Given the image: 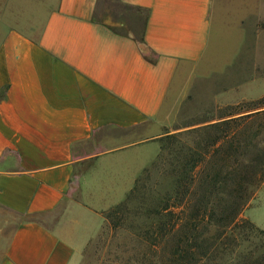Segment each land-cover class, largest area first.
Instances as JSON below:
<instances>
[{
	"label": "crops",
	"instance_id": "crops-1",
	"mask_svg": "<svg viewBox=\"0 0 264 264\" xmlns=\"http://www.w3.org/2000/svg\"><path fill=\"white\" fill-rule=\"evenodd\" d=\"M117 1L145 13L143 42L97 21L101 0H59L39 38L0 40V209L23 219L1 264H80L63 205L133 187L179 70L207 51L213 0Z\"/></svg>",
	"mask_w": 264,
	"mask_h": 264
},
{
	"label": "rangeland",
	"instance_id": "rangeland-1",
	"mask_svg": "<svg viewBox=\"0 0 264 264\" xmlns=\"http://www.w3.org/2000/svg\"><path fill=\"white\" fill-rule=\"evenodd\" d=\"M58 4L59 0H0V40L12 30L39 38L49 13ZM95 18L117 25L125 33L129 25L141 31L145 13L117 0H101ZM210 25L205 55L179 70L159 121L149 127V138L153 139L140 151L143 163L154 159L133 187L126 193L116 186L104 196L101 181L94 187L99 204H84V192L74 188L63 205V223L75 226L83 239L80 264H167L165 256L172 241L170 236L163 239L160 235L159 213L163 198L176 191L179 163L196 149L200 134H191L196 129L237 118L238 124H233L237 138L249 143L254 140L258 149H264V112L257 114L264 108L256 106L264 99V0H213ZM148 56L153 58L150 53ZM248 115L252 118H244ZM234 131L223 140L226 158ZM258 151L253 156L262 153ZM231 163L233 160L228 165ZM125 177L123 168L115 181ZM113 202L116 204L110 205ZM22 220L0 209V264ZM240 220L264 231V181L251 188ZM260 242L255 235L241 241L239 254L255 249Z\"/></svg>",
	"mask_w": 264,
	"mask_h": 264
},
{
	"label": "trees",
	"instance_id": "trees-1",
	"mask_svg": "<svg viewBox=\"0 0 264 264\" xmlns=\"http://www.w3.org/2000/svg\"><path fill=\"white\" fill-rule=\"evenodd\" d=\"M110 27L120 34L132 32L142 41L143 29L129 25V32L124 33L117 25ZM256 106L264 108V99ZM236 119L191 133L200 134L199 142L179 163V171L175 170L176 191L172 197L167 194L163 198L159 213L160 235L163 239L170 236L172 241L165 256L167 264H264V231L240 220L249 204L251 188L264 181V149H258L254 140L249 143L237 138ZM232 131L226 158L222 144ZM257 150L262 153L253 156ZM252 235L261 240L260 245L239 254L241 241H248Z\"/></svg>",
	"mask_w": 264,
	"mask_h": 264
}]
</instances>
